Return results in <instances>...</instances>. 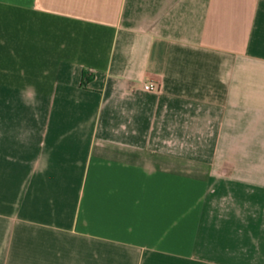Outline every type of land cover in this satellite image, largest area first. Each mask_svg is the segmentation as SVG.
Instances as JSON below:
<instances>
[{"label":"crops","instance_id":"crops-1","mask_svg":"<svg viewBox=\"0 0 264 264\" xmlns=\"http://www.w3.org/2000/svg\"><path fill=\"white\" fill-rule=\"evenodd\" d=\"M0 264H264V0H0Z\"/></svg>","mask_w":264,"mask_h":264},{"label":"built area","instance_id":"built-area-1","mask_svg":"<svg viewBox=\"0 0 264 264\" xmlns=\"http://www.w3.org/2000/svg\"><path fill=\"white\" fill-rule=\"evenodd\" d=\"M143 87L147 90H155L157 89V83L154 81L144 82Z\"/></svg>","mask_w":264,"mask_h":264},{"label":"trees","instance_id":"trees-1","mask_svg":"<svg viewBox=\"0 0 264 264\" xmlns=\"http://www.w3.org/2000/svg\"><path fill=\"white\" fill-rule=\"evenodd\" d=\"M91 78V75H90V72H88L87 70L84 71V79H85V82Z\"/></svg>","mask_w":264,"mask_h":264}]
</instances>
